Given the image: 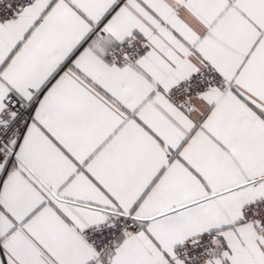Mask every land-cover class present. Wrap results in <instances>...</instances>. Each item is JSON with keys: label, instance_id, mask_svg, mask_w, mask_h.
<instances>
[{"label": "snow or ice", "instance_id": "6c2138e0", "mask_svg": "<svg viewBox=\"0 0 264 264\" xmlns=\"http://www.w3.org/2000/svg\"><path fill=\"white\" fill-rule=\"evenodd\" d=\"M0 264H264V0H0Z\"/></svg>", "mask_w": 264, "mask_h": 264}]
</instances>
